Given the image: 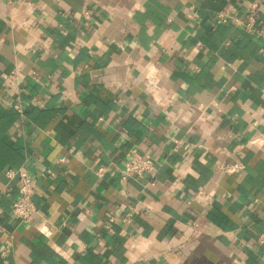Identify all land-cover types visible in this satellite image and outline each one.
I'll use <instances>...</instances> for the list:
<instances>
[{
    "label": "crops",
    "instance_id": "0c3cea01",
    "mask_svg": "<svg viewBox=\"0 0 264 264\" xmlns=\"http://www.w3.org/2000/svg\"><path fill=\"white\" fill-rule=\"evenodd\" d=\"M0 264H264V0H0Z\"/></svg>",
    "mask_w": 264,
    "mask_h": 264
},
{
    "label": "built area",
    "instance_id": "2783aa9c",
    "mask_svg": "<svg viewBox=\"0 0 264 264\" xmlns=\"http://www.w3.org/2000/svg\"><path fill=\"white\" fill-rule=\"evenodd\" d=\"M218 23H225L226 17L223 14L218 15ZM254 27V19L251 16L247 20V29L251 30ZM240 168L239 165L227 167L226 171L234 173ZM105 168L96 170L97 176H102ZM49 172V171H48ZM155 163L154 159L147 153H141L136 148H131L126 153V158L122 170L123 180L134 176H150L151 180L155 181ZM50 173V172H49ZM6 179H16L18 182L17 196L13 201L11 212L13 216L20 222H29L37 214V208L33 202L35 193V180L27 173L26 170L20 168L18 170L8 169L4 173ZM109 221H114L110 218Z\"/></svg>",
    "mask_w": 264,
    "mask_h": 264
}]
</instances>
